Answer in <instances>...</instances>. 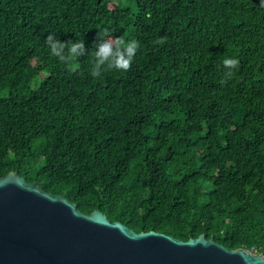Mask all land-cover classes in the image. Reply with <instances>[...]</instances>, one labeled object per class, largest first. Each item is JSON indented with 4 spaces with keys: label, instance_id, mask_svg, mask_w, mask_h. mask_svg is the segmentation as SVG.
<instances>
[{
    "label": "trees",
    "instance_id": "obj_1",
    "mask_svg": "<svg viewBox=\"0 0 264 264\" xmlns=\"http://www.w3.org/2000/svg\"><path fill=\"white\" fill-rule=\"evenodd\" d=\"M103 29L140 49L129 71L93 78ZM49 33L84 39L76 72ZM11 170L135 231L264 252L262 0H0V176Z\"/></svg>",
    "mask_w": 264,
    "mask_h": 264
},
{
    "label": "water",
    "instance_id": "obj_2",
    "mask_svg": "<svg viewBox=\"0 0 264 264\" xmlns=\"http://www.w3.org/2000/svg\"><path fill=\"white\" fill-rule=\"evenodd\" d=\"M0 264H264V256L205 234L135 231L11 170L0 176Z\"/></svg>",
    "mask_w": 264,
    "mask_h": 264
},
{
    "label": "clouds",
    "instance_id": "obj_3",
    "mask_svg": "<svg viewBox=\"0 0 264 264\" xmlns=\"http://www.w3.org/2000/svg\"><path fill=\"white\" fill-rule=\"evenodd\" d=\"M262 3H264V0H262ZM165 42V37H159L154 41V43L159 45H163ZM45 44L48 46L50 53L64 63L69 71L72 72L78 70L73 62L89 52V49L85 46L84 39L61 41L53 33H49ZM92 48L95 50L92 53L94 59L90 68V75L93 78H100L106 71H129L140 49V44L136 39L126 40L123 37H116L107 29H103L98 30ZM223 65L228 69L225 74L226 79H231L235 74L233 69L239 68L240 61L237 58H227L223 61Z\"/></svg>",
    "mask_w": 264,
    "mask_h": 264
},
{
    "label": "built area",
    "instance_id": "obj_4",
    "mask_svg": "<svg viewBox=\"0 0 264 264\" xmlns=\"http://www.w3.org/2000/svg\"><path fill=\"white\" fill-rule=\"evenodd\" d=\"M246 250H248L250 252L259 253V254L264 256V252L258 251L255 247H252L251 249H246Z\"/></svg>",
    "mask_w": 264,
    "mask_h": 264
}]
</instances>
